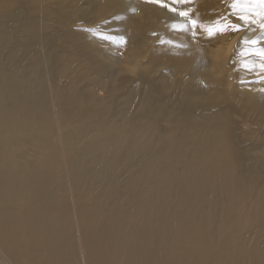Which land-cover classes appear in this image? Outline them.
Here are the masks:
<instances>
[{"label":"bare ground","instance_id":"bare-ground-1","mask_svg":"<svg viewBox=\"0 0 264 264\" xmlns=\"http://www.w3.org/2000/svg\"><path fill=\"white\" fill-rule=\"evenodd\" d=\"M232 5L0 0V264H264V8Z\"/></svg>","mask_w":264,"mask_h":264},{"label":"snow or ice","instance_id":"snow-or-ice-1","mask_svg":"<svg viewBox=\"0 0 264 264\" xmlns=\"http://www.w3.org/2000/svg\"><path fill=\"white\" fill-rule=\"evenodd\" d=\"M154 2L160 3L161 0H154ZM176 2L183 3L184 0H176ZM242 3L245 4V5H249V6L258 5L261 8H264V0H233V5L232 6L235 8L237 5L242 4ZM133 11H134V9H133ZM172 11H176V9L173 8ZM179 15L186 17L188 15V13L182 11V12L179 13ZM240 19L241 20H248L250 18L249 17H245V16H241ZM192 23H195V21H193ZM233 27L236 28V27H239V26H233ZM262 27H264V25H262ZM110 39H115V38L110 37ZM119 39H120V41H123V37H120ZM250 43L251 44H256V41H251ZM254 51H257L258 55L264 57V48H260L258 50L254 49ZM262 66H264V65H262Z\"/></svg>","mask_w":264,"mask_h":264}]
</instances>
